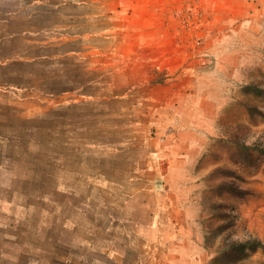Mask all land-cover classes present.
<instances>
[{"label": "rangeland", "instance_id": "374dc122", "mask_svg": "<svg viewBox=\"0 0 264 264\" xmlns=\"http://www.w3.org/2000/svg\"><path fill=\"white\" fill-rule=\"evenodd\" d=\"M160 231L264 264L223 248L264 247V0H0V264H164Z\"/></svg>", "mask_w": 264, "mask_h": 264}, {"label": "trees", "instance_id": "16d2710c", "mask_svg": "<svg viewBox=\"0 0 264 264\" xmlns=\"http://www.w3.org/2000/svg\"><path fill=\"white\" fill-rule=\"evenodd\" d=\"M26 31L22 30L20 32H11L12 36H16V35H22L24 34ZM41 57H45L44 55H42ZM231 192H235V190H233L231 187L229 188ZM237 193H242L240 191H238ZM223 248L225 249V255L226 256H236L238 250H240L241 248H243V253L249 248L251 247L252 250H255L256 248H264L263 244L260 243V241L258 240H251V241H244V242H238V241H226L223 244Z\"/></svg>", "mask_w": 264, "mask_h": 264}, {"label": "crops", "instance_id": "0c3cea01", "mask_svg": "<svg viewBox=\"0 0 264 264\" xmlns=\"http://www.w3.org/2000/svg\"><path fill=\"white\" fill-rule=\"evenodd\" d=\"M43 58H47V56H45V57H41V56H39V57H35L33 60H40V59H43ZM31 60V59H30ZM36 62V61H35ZM174 145H176L177 144V142L176 141H174V143H173ZM176 221V220H175ZM174 222V221H173ZM156 236H157V238H159V241H161V243H160V245H163L164 247H165V249H164V251H162L163 252V256H162V252L160 253V255H159V257H162V259H163V263L164 264H176V260H177V257H182L183 255H182V253H180V252H176V251H173V249H171L170 248V246L168 245V246H166V245H164V243L166 242L165 240H164V235H163V233L160 231V233L158 234V232H156V234H155ZM165 241V242H164ZM164 242V243H163ZM181 254V255H180ZM159 262H160V260H159ZM153 264H155V263H153ZM160 264V263H159ZM186 264V263H185Z\"/></svg>", "mask_w": 264, "mask_h": 264}]
</instances>
